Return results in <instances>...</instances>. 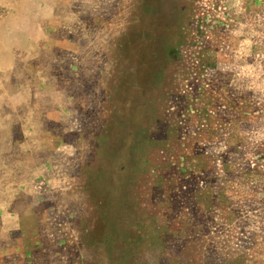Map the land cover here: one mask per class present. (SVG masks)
Instances as JSON below:
<instances>
[{
  "label": "rangeland",
  "instance_id": "obj_1",
  "mask_svg": "<svg viewBox=\"0 0 264 264\" xmlns=\"http://www.w3.org/2000/svg\"><path fill=\"white\" fill-rule=\"evenodd\" d=\"M0 264H264V0H0Z\"/></svg>",
  "mask_w": 264,
  "mask_h": 264
}]
</instances>
